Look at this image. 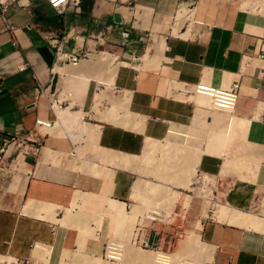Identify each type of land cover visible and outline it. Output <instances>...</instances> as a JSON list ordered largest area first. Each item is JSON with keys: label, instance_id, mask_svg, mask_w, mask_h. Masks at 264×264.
Instances as JSON below:
<instances>
[{"label": "crops", "instance_id": "1", "mask_svg": "<svg viewBox=\"0 0 264 264\" xmlns=\"http://www.w3.org/2000/svg\"><path fill=\"white\" fill-rule=\"evenodd\" d=\"M263 47L264 0H79L62 14L21 0L0 13V264H98L86 256L98 258L111 238L153 242L145 222L154 209L143 200L156 172L137 174L138 158L147 165L166 149L174 160L188 151L192 175L215 190L219 218L213 207L194 214L186 261L264 264ZM73 53L83 57L73 63ZM103 54L110 63L97 65ZM79 65L82 74L69 72ZM233 82L232 114L190 95L199 83ZM132 247L151 264L166 254Z\"/></svg>", "mask_w": 264, "mask_h": 264}, {"label": "rangeland", "instance_id": "2", "mask_svg": "<svg viewBox=\"0 0 264 264\" xmlns=\"http://www.w3.org/2000/svg\"><path fill=\"white\" fill-rule=\"evenodd\" d=\"M118 46H119V44L117 45V47ZM114 50L115 49L105 51L103 49H96L97 52H107V53L112 54V55H117L115 52H118V50H115V51ZM81 55H83V54H81ZM101 56H102L101 58H103V59H102V61L96 63L97 65L106 64V61L104 60V58L109 59V57L107 55L103 54ZM81 57H83V56H81ZM119 60L121 62H124V60L122 58ZM105 70H106L105 65L104 66L100 65V66L94 67V73L95 74L102 75L105 72ZM106 79L105 80L102 79V80L104 82H106L108 84V86L112 85V84H110V83H112V81H111L112 77L108 76V79L107 80ZM73 96H75V95H73ZM149 145L151 146L152 143ZM157 145L159 146V145H161V143L157 144ZM162 152H163V154L165 153L166 158H168L167 156H168V152H170V150L168 151V149H166ZM182 153H184V152H182ZM151 154L154 155V152H151ZM186 154H189V152L188 151L185 152L186 157L183 155L184 156V157L182 156L183 158H181V157L179 158V156L178 157L176 156L175 160L173 158L166 159L163 157L162 158L157 157L158 159L153 158L154 160H151L152 157H148V162L150 161L152 163H147V165L143 163L145 161V157L138 158V160L139 159L141 160L140 162H141V167H142L137 172V174H139V175L142 174L141 172H143L142 175H146L147 177H153L149 173L153 174L156 172L154 179H156V177H158L157 179L161 178L162 180H167V182H169V180L171 179L172 185H174L175 182H179V183L185 182L186 179L189 181V183H191V178L193 179V183L190 185L189 188L184 186V185H180L182 187L181 189H175L170 184L167 186L165 185L164 187L166 189H170L171 192H169V193L164 191V190L158 189V188L156 189L154 185H152V184L150 185L149 183H146L147 186L149 184V186H151V187H149V186L147 187L148 193L146 192V194H147L146 201L141 199V200H143V203H144L143 208H145V210H147L153 206L152 209H154L156 211H159V210L166 211V213L168 215L164 219L158 218L157 220H155L153 222H148V221L145 222V226L148 229H150L151 225L155 226L154 227L155 229L152 230V236H153L154 241L153 242H147V247H144L142 245V242H137L135 240L133 241V239H131V238L130 239L128 238L129 239V246L133 244L134 247H137V248L142 249V250L161 251V252H164L166 254L177 253L180 255V257H183L184 258L183 260H185V261L187 258H189V256H194V249L192 247H191V249H188L187 252H186L187 249H182V247L184 245L183 243H184L185 238L191 232L192 228H190V226H191L192 222L195 220L194 214L200 213L199 211H201V212L203 211V214H204V212L207 210V208L210 209V207H213L215 209L214 217H216L218 208L216 206H214L212 204V202L210 201V198L213 199V196L215 193V190H213L214 188H211L213 179L211 181H210V179L205 181V179L200 175L193 176L192 174L194 172L191 173V168L189 166L190 158ZM183 159L187 160L188 163ZM194 161L195 160L192 157L191 163H195ZM160 163H161V165H160ZM143 165L144 166L146 165V167L143 168ZM157 170H160V171L158 172ZM194 171H195V169H194ZM187 174L189 176L188 178H186ZM163 182H165V181H163ZM167 193H168V196H167ZM211 193H212V195H211ZM164 196H167L166 199L164 198ZM196 196H204V203H203V201L198 199ZM189 197H192V199L189 200ZM187 198H188V200H187ZM196 202L197 203H201V202L203 203L202 206L199 205L198 210H197V207L195 206ZM184 205H185V207H184ZM77 206H79V205L74 203V207H77ZM222 209L225 211L224 208H222ZM132 212H133V207H132ZM262 214L264 215V208L262 209ZM138 215H140V214H138ZM209 215H210V213H209ZM140 217H142V215ZM86 219L89 220V217H87ZM81 225H83V224H81ZM119 241H122V240L111 238L107 241V244H105L102 254L100 256H98L99 263H107V264L108 263H111V264H117L118 263V264H120L122 262V260L118 261L116 259L106 258V253H107L106 248L108 247V242H110V243L118 242L119 243ZM142 254L143 255L138 257L136 260H132L133 261L132 264H143L144 263L143 260H145V259H146V261L144 264H147L148 261L150 260V257L147 255L146 252L142 253ZM203 254L204 253H203V247H202L201 252L199 254L201 261L203 258ZM146 255L148 257H144ZM91 257H93V256H90V257L87 256V258H91ZM123 258H124V256H123ZM91 260H94V259H91ZM135 262H138V263H135ZM161 262L164 264H168L169 259L163 257V258H161ZM10 264H12V262ZM148 264H151V260H150V263H148ZM199 264H201V263H199Z\"/></svg>", "mask_w": 264, "mask_h": 264}, {"label": "built area", "instance_id": "3", "mask_svg": "<svg viewBox=\"0 0 264 264\" xmlns=\"http://www.w3.org/2000/svg\"><path fill=\"white\" fill-rule=\"evenodd\" d=\"M47 5L53 9L57 14H62L64 11L67 10L68 7H78L79 0H44ZM21 0H0V13L4 14L10 6L13 5V3L19 4ZM121 37L124 40H127L129 38V32L128 30H123L121 32ZM51 45L56 49L57 53L60 55L61 49H62V43L54 40ZM263 53H264V47H263ZM261 58L264 57V54L260 56ZM66 58L76 63L81 59V56L78 54H70L66 56ZM140 59L139 55H137L135 52H131V60L132 61H138ZM238 90H239V83L233 82L230 86L227 88H221V87H214L208 84L199 83L195 85L192 88V91L190 95L192 96H201L206 98L209 101L210 109L215 112H222L227 114H232L235 110V106L237 104L238 100ZM37 125L41 126H49V123L44 121H36ZM28 137H31L30 135ZM32 145L29 147L30 152L32 153H38L40 149V143L38 140L32 141ZM145 247H147V243H142Z\"/></svg>", "mask_w": 264, "mask_h": 264}, {"label": "bare ground", "instance_id": "4", "mask_svg": "<svg viewBox=\"0 0 264 264\" xmlns=\"http://www.w3.org/2000/svg\"><path fill=\"white\" fill-rule=\"evenodd\" d=\"M248 6V5H247ZM98 60V59H97ZM113 60L114 59H112L111 60V63H113ZM99 62V61H98ZM108 63H110V60L109 61H107ZM107 63V64H108ZM111 65V64H110ZM116 62H114L113 63V67H112V69H114L115 70V68H116ZM67 71V70H66ZM84 71V69H83V67L82 66H80L79 65V67H74V68H71L70 70H69V72L70 73H82ZM117 71V70H116ZM115 73V72H114ZM113 75V74H112ZM108 79V78H107ZM106 79V80H107ZM109 81V80H108ZM111 81H112V83H113V77H112V79H111ZM109 83V82H108ZM112 83H110V84H112ZM55 106H59L58 104H56ZM58 111V110H57ZM59 113V112H58ZM74 114V113H73ZM58 115V114H57ZM60 115H61V113H60ZM60 115H58V116H60ZM71 115V114H70ZM131 115H132V113H131ZM62 116H64V115H62ZM65 116H67V115H65ZM74 117H76L77 118V115L76 116H74ZM70 118V116H68V118H66L67 120ZM132 118H134V117H132ZM59 119H61V118H59ZM135 119V118H134ZM74 120H75V118H74ZM77 120V119H76ZM59 121V120H58ZM64 122H67L68 123V121L69 122H72L71 120H68V121H66V120H63ZM138 122V121H137ZM139 123V122H138ZM72 124H73V122H72ZM149 147V150L151 149V148H153V145H149L148 146ZM194 155V154H193ZM190 158H192V157H190ZM194 158V157H193ZM124 160H127V158H125ZM130 161V160H129ZM195 162V161H194ZM127 163H128V161H127ZM194 164V165H193ZM195 164L196 163H192L191 165H189L190 166V168H191V170H192V166H193V168L195 169ZM189 168V169H190ZM195 173H196V171H194V173H193V175H195ZM189 176H188V174H187V177L186 178H188ZM150 181V180H149ZM153 181H155L154 183H153ZM152 182H150L152 185H154L155 186V188L157 189H161V190H164V191H166V192H171L170 191V189H166L164 186L166 185H172L171 183V179L169 180V182H167V180H161L160 178L159 179H154ZM163 181H165V182H163ZM183 181V180H182ZM185 181V180H184ZM150 184V185H151ZM180 185H184V186H187L188 188L190 187L189 185H190V183H189V181L186 179V181L185 182H181V183H179V182H175L174 183V185H172V187L173 188H175V189H178V187L180 186ZM148 186H149V184H148ZM147 186V187H148ZM153 186V187H154ZM152 187V188H153ZM138 189V188H137ZM139 191V190H138ZM146 192V191H145ZM175 192V191H174ZM148 193V192H147ZM168 193H167V196H168ZM142 194V193H141ZM143 195H145V194H143ZM161 195V194H160ZM170 195V194H169ZM146 196H147V194H146ZM167 196H164V198L166 199V197ZM163 197V196H162ZM142 199V198H141ZM79 199H77L76 201H75V204H77V201H78ZM82 200V199H81ZM78 205V204H77ZM153 207V206H152ZM151 207V208H152ZM239 211V210H238ZM238 211L236 212V213H238ZM150 212V211H149ZM226 211H224L223 209L221 210V213H219V214H223V213H225ZM230 212V211H229ZM233 213V212H232ZM235 213V212H234ZM242 213V212H241ZM227 214V213H226ZM80 224H85V223H88V222H85V221H88V219H86L87 217H89V215H87V214H85L84 212H80ZM168 214L166 213V211H163V210H159V211H156V210H152V212H150L149 213V219L151 218V220H157L158 218H166V216H167ZM224 215V214H223ZM240 215V214H239ZM237 216V215H236ZM240 216H242V214L240 215ZM147 217V216H146ZM218 217V216H217ZM217 217H215V218H217ZM244 218H247L246 216H243ZM219 218V217H218ZM228 218H229V216H228ZM238 219V218H237ZM94 220H96V219H94ZM235 220V219H234ZM245 224H247V223H245ZM121 245H120V244ZM119 243L118 242H112V243H110V242H108V247L106 248L107 249V253H106V258H110V259H116V260H118V261H121L122 259H123V256H124V259H123V261L120 263V264H132V260H136L138 257H140V256H142L143 254L141 253V252H135L136 251V249H133V247H132V245H130L129 246V244H127V243H125V242H122V241H119ZM123 245V246H122ZM136 248V247H135ZM135 250V251H134ZM145 253V252H144ZM125 254V255H124ZM83 256V254L80 256V257H82ZM84 257V256H83ZM144 257H148L147 255L146 256H144ZM167 258V259H169V263L168 264H188V263H194V262H188V261H184V260H182L180 257H177V255H175V254H173V255H167V254H163V253H155V255H154V258H153V264L155 263V264H164V263H162L161 262V258ZM86 258H87V256H86ZM92 259H94L95 261H97L98 262V264H99V258H93V257H91ZM77 259V258H76ZM93 260V261H94ZM143 260V259H142ZM10 261V260H9ZM80 261V260H79ZM79 261H77V263L76 264H78V262ZM144 261V263H145V261H146V259L145 260H143ZM11 262H9V264H10ZM135 263H138V262H135ZM143 263V264H144ZM147 263V262H146ZM148 263H150V260L148 261ZM147 263V264H148ZM36 264V263H35ZM100 264H107V263H100ZM108 264H111V263H108ZM118 264V263H117Z\"/></svg>", "mask_w": 264, "mask_h": 264}]
</instances>
